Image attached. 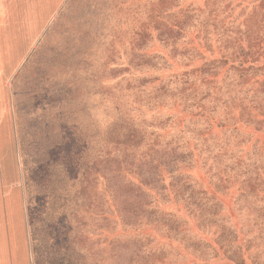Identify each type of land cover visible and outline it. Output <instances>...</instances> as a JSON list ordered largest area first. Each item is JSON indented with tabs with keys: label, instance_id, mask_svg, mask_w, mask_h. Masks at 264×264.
<instances>
[{
	"label": "rangeland",
	"instance_id": "rangeland-1",
	"mask_svg": "<svg viewBox=\"0 0 264 264\" xmlns=\"http://www.w3.org/2000/svg\"><path fill=\"white\" fill-rule=\"evenodd\" d=\"M92 1L21 145L32 264H264V0ZM121 142L189 165L156 230L103 218Z\"/></svg>",
	"mask_w": 264,
	"mask_h": 264
},
{
	"label": "crops",
	"instance_id": "crops-1",
	"mask_svg": "<svg viewBox=\"0 0 264 264\" xmlns=\"http://www.w3.org/2000/svg\"><path fill=\"white\" fill-rule=\"evenodd\" d=\"M98 9L92 0H0V264H32L21 145L29 126H42L52 71L66 76L77 22Z\"/></svg>",
	"mask_w": 264,
	"mask_h": 264
},
{
	"label": "trees",
	"instance_id": "trees-1",
	"mask_svg": "<svg viewBox=\"0 0 264 264\" xmlns=\"http://www.w3.org/2000/svg\"><path fill=\"white\" fill-rule=\"evenodd\" d=\"M121 143L122 146L113 147L114 150L119 148L118 154L113 156L117 158L106 159L100 171L103 185L98 205L110 212H103V218L116 215L122 232L156 230L149 210L151 214H155L158 212L157 206L164 205L171 197L176 199L175 194H166V189L171 187L175 177L184 178L186 181L189 179L186 173L189 165L184 157H181L170 170L172 157L167 156L165 150L154 149H149L142 160L136 159L138 162H135L133 153L136 147ZM79 153L73 148L66 152L73 159H76ZM162 172L167 175L168 183L159 178ZM148 174H151V178H143V175Z\"/></svg>",
	"mask_w": 264,
	"mask_h": 264
}]
</instances>
